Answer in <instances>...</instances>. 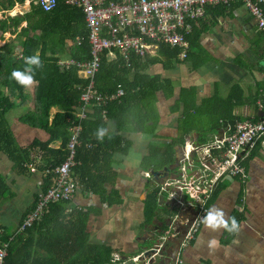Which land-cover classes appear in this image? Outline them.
<instances>
[{
    "label": "crops",
    "instance_id": "obj_1",
    "mask_svg": "<svg viewBox=\"0 0 264 264\" xmlns=\"http://www.w3.org/2000/svg\"><path fill=\"white\" fill-rule=\"evenodd\" d=\"M31 6L23 14L30 11ZM69 8L78 10L85 19L80 9ZM262 10L264 11V3ZM1 14L3 20L9 18L6 13ZM25 26L26 22L20 25ZM194 27L198 28L195 31L198 33L193 34L191 44L187 40L185 58L178 55L175 58L161 57L158 56V51L154 56L145 57H157L159 61L147 66L142 75L159 77L161 82H167L168 89L166 94H156L155 109L158 118L153 124L152 120L146 121L149 128L151 124L154 125L151 131L132 132L134 125L130 120H106L104 108L113 102L100 107L105 121L104 139L121 137V145L114 152L106 151L111 154L107 162L103 163L101 160L99 163V166L104 164L107 169H111L109 175L115 174L104 187L107 194L112 190L116 191L121 202L108 206L99 195L84 191L81 184L74 199L65 204V214L74 210L97 209L88 221L90 241L110 246L113 249L112 255H121L123 259L136 256L151 247L143 245L149 241L153 244L154 234L159 236L166 229L169 219L179 213L173 203L156 195L158 207L168 209L169 214L164 221H161L158 213L151 217V221L145 222V207L149 195L157 192L156 188L162 186L169 177L152 182L143 175L144 172L150 174L149 170L153 169H142V161L149 155L151 146L165 150L174 143V151L176 147H180L181 154L187 143L204 144L215 135L232 132L230 127L233 126L234 129L238 121L256 120L259 116L256 104L264 102V35L257 30L243 4L233 1L208 7L204 16L193 24ZM86 30L89 40L87 24ZM5 35L10 39H4ZM78 38L83 42V37ZM14 40H17V33L12 29L0 32L2 46ZM65 42L67 46L74 44L73 39ZM178 51L181 52L180 49ZM19 52L20 48L17 46V56ZM118 58L120 59L119 56L114 59L106 57L109 62ZM132 58L139 59L134 56ZM68 60L75 59L61 58L59 61ZM133 76L131 72L129 79ZM34 87L35 85L26 89L31 93ZM19 108L23 116L32 111V104ZM94 108L97 107L90 106L87 118ZM56 112L55 109L51 110V115ZM16 126H19L18 123ZM22 126L25 130L37 132L38 136L30 139L32 134L27 130L11 129L19 146L25 147L34 139L47 140L45 132ZM59 145L60 142L55 141L50 147L56 149ZM42 155H37L35 160H42ZM242 164L247 172V179L244 182L234 180L219 184L207 205V209L213 206L223 208L229 216H234L241 223L242 231L238 235L224 230L212 232L202 224L194 242L183 249L185 264H264V145L257 144L250 150L242 159ZM0 172L14 193L11 199L0 202V228L4 231L3 237H8L7 240L11 241L12 235L18 233V226L24 216L33 208L32 205L41 192L43 177L37 170L24 173L16 171L13 163L1 153ZM223 184L225 185L219 191ZM213 239L217 243L210 246ZM155 244L156 240L152 246ZM137 252L139 253L136 254ZM62 263L68 262L63 260Z\"/></svg>",
    "mask_w": 264,
    "mask_h": 264
},
{
    "label": "trees",
    "instance_id": "obj_2",
    "mask_svg": "<svg viewBox=\"0 0 264 264\" xmlns=\"http://www.w3.org/2000/svg\"><path fill=\"white\" fill-rule=\"evenodd\" d=\"M24 1L0 0V12L11 10L15 4H23ZM23 22H26V26L20 27ZM11 29L17 33V40L0 47V153L13 163V169L18 172L28 171V164L35 165L39 172L52 170L59 166L67 155L66 145L72 134L70 128L78 123L76 114L83 89L87 85V81L79 77L77 67H60L58 61L65 56L77 61H87L91 58L85 19L78 10L62 3L49 13L32 5L30 11L21 16L0 19L1 33ZM196 29L198 30L194 27L192 33L187 36L190 44L193 34L198 33H195ZM77 37H83L81 45L78 44ZM67 39H73L74 44L67 46ZM17 46L20 48V57L15 53ZM106 53L102 54L100 68L96 74V89L100 94L110 95L121 86L125 92L123 98L104 108L106 120H130L134 125L132 132L151 131L154 127L152 124L158 118L155 109L156 94L168 93L167 82H161L157 76L142 75V72L147 66L157 63L159 58H132L130 66L127 67L121 58L109 62L105 57ZM178 53V49L165 46H160L158 50V56L165 58H175ZM37 54L44 67L35 70L37 83L29 93L10 77L13 70H23L27 67L24 57ZM131 72L134 76L129 79ZM29 104H32V111L23 115L19 119L20 123L45 132L48 138L45 141L34 139L27 146L21 147L15 141L6 116L12 110ZM53 109L57 112L51 115ZM101 112L100 107L94 108L83 122L81 144L76 156L78 165L74 168V175L84 191L99 195L103 203L111 206L121 201L116 191L112 190L107 194L104 185L109 183L115 174L109 175L111 169H107L104 164L99 166V163L101 160L103 163L107 162L111 154L106 151L114 152L116 147L121 145V137L104 139L102 142L95 139L97 128L105 126ZM151 120L149 128L146 121ZM55 141L60 142L56 149L50 147ZM39 154H43L42 163L36 165L35 157ZM174 156V143L165 150L151 146L149 155L142 161V169L160 170L173 163ZM158 160L160 163H157ZM49 183V176L44 177L41 192L46 190ZM224 185L220 186L219 191ZM152 194L149 195L145 207L146 223L151 221L158 209L155 200L157 192ZM13 195L0 172V202L11 199ZM35 202L36 200L33 208ZM65 204L66 202H60L48 205L39 221L24 232L12 235L5 264H64L63 260H66L67 264H111L113 249L90 241L88 221L97 209L74 210L65 214ZM7 238L3 237V240L6 241Z\"/></svg>",
    "mask_w": 264,
    "mask_h": 264
},
{
    "label": "built area",
    "instance_id": "obj_3",
    "mask_svg": "<svg viewBox=\"0 0 264 264\" xmlns=\"http://www.w3.org/2000/svg\"><path fill=\"white\" fill-rule=\"evenodd\" d=\"M233 1L243 4L257 30L264 35V0H49L47 8L46 0H25L2 12L9 17L22 15L31 5L43 12H52L62 2L84 13L91 45V58L87 61H58L67 69L77 67L87 85L76 114L78 123L70 128L72 134L66 145L67 155L59 166L40 173L43 178L49 176L50 183L39 193L34 208L18 226V232H24L39 221L48 205L74 199L81 186L74 175L78 165L77 149L89 108L91 105L104 107L125 95L121 86L112 95L97 92L95 78L103 52H107L109 59L119 56L127 66L131 57L154 56L160 46L180 49L178 56L185 58L187 36L191 34L193 24L204 16L205 9ZM77 42L80 45L82 39L78 38ZM256 109L259 115L256 120L238 121L230 133L215 135L204 144L187 143L183 147L178 166L162 186L156 188L157 196L167 194L168 201L179 213L169 219L154 246L128 259L114 254L111 264H185L183 249L196 239L203 224L202 217L217 187L223 182H244L247 172L242 159L256 144L264 145V102H258ZM26 168L29 172L36 171L33 164ZM143 175L151 178L149 172ZM3 233L0 228V264H5L10 242L3 240Z\"/></svg>",
    "mask_w": 264,
    "mask_h": 264
},
{
    "label": "clouds",
    "instance_id": "obj_4",
    "mask_svg": "<svg viewBox=\"0 0 264 264\" xmlns=\"http://www.w3.org/2000/svg\"><path fill=\"white\" fill-rule=\"evenodd\" d=\"M46 8L49 6V0H46ZM24 63L27 65L23 70L15 69L11 73V79L15 80L17 84L24 88L33 87L37 81L35 79V70L43 69L44 64L39 55H32L24 57ZM105 129L98 127L95 136L99 141L104 140ZM204 227L212 232L220 230L227 231L232 235H238L242 231L241 223L234 217L229 216L223 208L211 207L202 217ZM217 241L213 239L210 246H215Z\"/></svg>",
    "mask_w": 264,
    "mask_h": 264
},
{
    "label": "rangeland",
    "instance_id": "obj_5",
    "mask_svg": "<svg viewBox=\"0 0 264 264\" xmlns=\"http://www.w3.org/2000/svg\"><path fill=\"white\" fill-rule=\"evenodd\" d=\"M17 15H18V14H17ZM0 16H2V14H1ZM13 32H14V31H13ZM14 33H16V32H14ZM7 38H8V40L10 39V38L8 37V35H5V36H4V39H7ZM1 39H3L2 36H1ZM15 41H16V40H15ZM2 44H3V43L0 42V46H2ZM62 59L65 60V59H67V58H66V56H65V57L62 58ZM22 114H23V112H22L21 108H16V109L12 110L10 113H8V115H7V117H6V120L8 121V125H9L10 130L12 129V131H15L16 129H19V128H20L22 131L25 130V127H23L22 124L19 123L20 121H18V120L22 117ZM17 123H18L19 126H16ZM15 128H16V129H15ZM26 130H27L29 133L32 134V136H30V139L33 138L34 136H38V133H37V132L31 131V130H28V129H26ZM26 130H25V131H26ZM40 137H41V135H40ZM36 162H37V163H36ZM35 163H36V165H40L42 162H41V160H40V161L35 160ZM162 198H163V200H168V195H167V194H163V195H162ZM186 198H187V197H186ZM165 208H166V207H165ZM175 209H178V208H175ZM155 213H156V214L159 213V218L161 219V221H164V220L167 218V215L169 214L168 209H164L162 206L158 207V209H156ZM156 214H155V215H156ZM9 229H11V227H10ZM157 237H158V234H154L153 244H154L155 240L157 239ZM153 244H152V241H149V242H147V243H146L145 245H143V246H147V247L151 246V247H152ZM143 246H141V247H143ZM149 248H150V247H149ZM139 252H140V251H139ZM139 252H137L136 254H138Z\"/></svg>",
    "mask_w": 264,
    "mask_h": 264
},
{
    "label": "water",
    "instance_id": "obj_6",
    "mask_svg": "<svg viewBox=\"0 0 264 264\" xmlns=\"http://www.w3.org/2000/svg\"><path fill=\"white\" fill-rule=\"evenodd\" d=\"M230 131H233V126L230 127ZM179 155H180V147H176L175 148V162L169 166L162 168L161 170L150 169L149 170L150 175H151L150 180L152 182H157V180L169 176L170 171L173 172L175 170L176 166H178ZM147 182H150V181L148 180Z\"/></svg>",
    "mask_w": 264,
    "mask_h": 264
}]
</instances>
